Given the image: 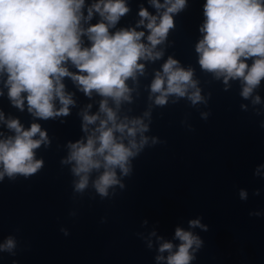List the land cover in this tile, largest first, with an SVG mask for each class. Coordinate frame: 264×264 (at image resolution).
<instances>
[{
  "label": "clouds",
  "instance_id": "obj_1",
  "mask_svg": "<svg viewBox=\"0 0 264 264\" xmlns=\"http://www.w3.org/2000/svg\"><path fill=\"white\" fill-rule=\"evenodd\" d=\"M149 3L156 15L141 5L136 26L117 29L121 18L130 11L126 0H94L87 5L86 0H0V77H4L12 106L24 111L26 102L27 111L44 121L68 117L75 100L72 93L65 91V77L85 96L91 98L95 92L101 97L96 113L90 114L91 104L79 113L84 136L68 141V154L60 160L61 165H71L73 194L83 196L91 181L102 200L110 197V189L114 197L115 188L126 189L123 179L133 176L134 161L158 142L153 137L150 145L145 135L152 122L150 111L134 118H120L118 112L123 102H132V89L126 82L135 81L138 74L144 75L145 64L141 61L155 62L164 57L165 50L157 46L167 42L170 30L176 27L174 17L188 7V2ZM202 8L204 20L198 27L201 38L195 44L201 70L211 73L214 79L222 78L224 91H228L230 80L239 81L241 97L260 104V96L253 97V93L264 80V0H205ZM94 16L99 19L90 23ZM141 26L147 35L137 31ZM82 37L87 38V45ZM69 63L75 72L69 71ZM193 77L192 67L181 66L178 59L169 55L161 70L155 72L149 99L160 108L167 106L170 97H175L172 103L187 99L192 106L207 104L199 81ZM3 94L0 90V96ZM110 100L114 108L109 106ZM202 115L207 121L211 113ZM0 121L13 133L0 139V182L5 177L15 182L39 174L45 161L36 158L35 150L41 145L50 146L47 131L39 123L25 129L18 118L5 119L3 112ZM259 126L264 128V122ZM94 172L98 175L91 179ZM253 176L264 178V163L255 166ZM237 195L240 201L249 199L246 188H238ZM251 195L259 196L260 189H254ZM248 214L264 215L259 210ZM202 221L203 216L191 219L188 228L208 232L209 225ZM106 222L101 219L102 224ZM60 231L69 235L65 228ZM151 235L156 236V232ZM173 239L178 243L165 240L159 244L156 264H194L204 239L181 227L175 228ZM16 246L10 236L0 244V251L15 255ZM152 247L149 241L147 248Z\"/></svg>",
  "mask_w": 264,
  "mask_h": 264
}]
</instances>
